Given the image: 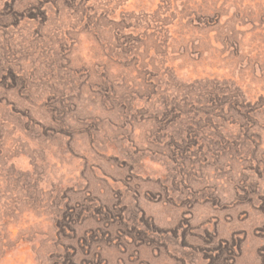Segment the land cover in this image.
Here are the masks:
<instances>
[{"label": "rangeland", "instance_id": "1", "mask_svg": "<svg viewBox=\"0 0 264 264\" xmlns=\"http://www.w3.org/2000/svg\"><path fill=\"white\" fill-rule=\"evenodd\" d=\"M0 264H264V0H0Z\"/></svg>", "mask_w": 264, "mask_h": 264}]
</instances>
